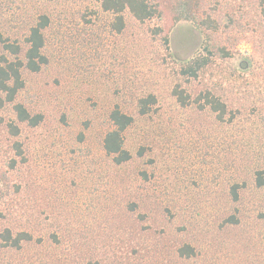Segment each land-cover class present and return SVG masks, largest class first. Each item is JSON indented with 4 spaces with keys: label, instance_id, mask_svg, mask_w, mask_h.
Returning a JSON list of instances; mask_svg holds the SVG:
<instances>
[{
    "label": "rangeland",
    "instance_id": "obj_1",
    "mask_svg": "<svg viewBox=\"0 0 264 264\" xmlns=\"http://www.w3.org/2000/svg\"><path fill=\"white\" fill-rule=\"evenodd\" d=\"M233 2L205 0L203 9L216 16ZM236 2L249 12L251 33L236 31L229 45L237 50L233 65L242 73L239 83L251 90V107L241 120L243 142L233 144L234 133L220 129L213 115L182 109L172 96L180 62L203 43L202 33L191 24L175 23L169 11L162 19L144 23L128 14L126 30L117 34L110 28L112 16L102 11L99 0H0V29L12 40L24 42L38 16L47 14L50 19L44 49L48 62L38 73H25L26 86L19 96L33 113L43 115L38 128L24 130L27 163L8 170L12 146L7 140L0 143L2 173L24 186L15 197L17 213L11 223H39L41 213L44 227L69 231L73 239L87 243L81 253L86 256L97 245L93 231L101 234L97 241L104 245L128 239L118 236L120 220L115 214L133 200L135 192L124 190L139 184L140 170L150 176L151 184L144 188L163 198L167 195L171 209L177 207L171 202L175 195L184 202L191 195L200 197L207 205L215 189L220 190L217 196L226 195L228 179L235 174L233 167L227 168L231 155L227 149L260 147L264 142V83L256 73V66L264 68V19L260 3ZM156 27L169 32L176 61L168 55L162 36L154 33ZM148 93L156 94L159 103L150 118H141L136 100ZM116 105L136 117L125 134L128 149L134 155L141 147L146 149L143 158L122 169L110 165L102 148L104 135L112 128L109 113ZM11 114L0 112V123ZM223 201L227 203L226 196ZM37 255L38 248L29 250L24 262L28 257L37 260Z\"/></svg>",
    "mask_w": 264,
    "mask_h": 264
},
{
    "label": "trees",
    "instance_id": "obj_2",
    "mask_svg": "<svg viewBox=\"0 0 264 264\" xmlns=\"http://www.w3.org/2000/svg\"><path fill=\"white\" fill-rule=\"evenodd\" d=\"M236 1L230 4L228 11L219 9L214 16L205 13V0H99L102 11L112 16L110 28L117 34L126 30L128 14L144 23L162 19L166 11L172 14L175 23L187 22L202 33L200 49L180 62L179 82L173 87L172 96L182 109L213 115L220 129L234 133L233 144L243 142L242 116L251 107V90L239 83L242 73L233 65L237 50L229 45V37L236 31L251 33L247 22L249 12ZM241 1L260 3V16L264 19V0ZM49 22L47 14L38 16L24 42L12 40L0 29V112L12 113L8 118L2 117L0 123V143L10 141L14 153V158L6 164L8 170L27 163L22 141L24 130L38 128L43 122V115L33 113L19 96L26 86L25 73H38L48 62L44 49ZM154 33L162 36L168 55L176 61L169 32L156 27ZM256 73L257 80L264 83V78H259L264 77L261 65L256 66ZM210 76H214V81ZM158 103L154 93L138 97L137 115L150 118ZM109 121L112 128L105 133L102 148L110 165L122 169L143 158L145 147L134 155L126 142L125 134L136 117L116 105L109 113ZM262 144L248 149L245 145L228 146L227 153L231 155H228L227 168L233 167L235 174L228 179L226 195L217 196L220 190L215 189L216 195H211L209 205L200 197L191 195L184 202L175 195L171 202L177 207L171 209L167 195L163 198L152 188H144V184H151L150 176L146 169L140 170L139 184L124 190L135 192L133 200L128 201L122 213L115 214V219L120 220L118 236L128 239L122 240L119 246L113 242L104 245L97 241L103 238L101 234L95 235L93 231L97 245L90 248L86 256L81 253L87 243L73 239L69 231L44 227L41 213L39 223L29 226L11 223L17 213L13 207L15 197L24 186L13 184L0 168V264H28L27 261L32 264H264V142ZM106 182L108 184V179ZM225 196L227 203L223 201ZM106 201L112 202L109 197ZM185 217L196 219L191 222ZM51 218L57 219L53 215ZM37 248V260L28 257L30 260L24 262L28 251ZM81 258L83 262H79Z\"/></svg>",
    "mask_w": 264,
    "mask_h": 264
},
{
    "label": "water",
    "instance_id": "obj_3",
    "mask_svg": "<svg viewBox=\"0 0 264 264\" xmlns=\"http://www.w3.org/2000/svg\"><path fill=\"white\" fill-rule=\"evenodd\" d=\"M247 64H248V66H247V68L249 67V63L247 62Z\"/></svg>",
    "mask_w": 264,
    "mask_h": 264
}]
</instances>
